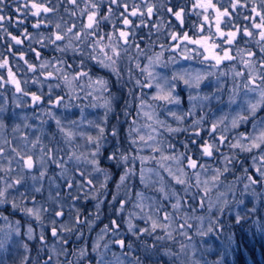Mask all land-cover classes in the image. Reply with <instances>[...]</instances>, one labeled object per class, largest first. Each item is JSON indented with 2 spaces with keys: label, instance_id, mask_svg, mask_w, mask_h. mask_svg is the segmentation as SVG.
<instances>
[{
  "label": "rangeland",
  "instance_id": "obj_1",
  "mask_svg": "<svg viewBox=\"0 0 264 264\" xmlns=\"http://www.w3.org/2000/svg\"><path fill=\"white\" fill-rule=\"evenodd\" d=\"M27 1L15 21L26 34L11 40L43 54L35 50L34 59L17 63L10 83L0 79V264H63L73 229L85 223V204L92 202L87 210L94 218L109 180L99 164L109 144V84L80 68L68 71L63 59L80 48L64 31L75 30L78 4L87 9L89 29L97 4L90 12L89 0H65L70 11L61 19L55 3ZM106 1L108 12L113 3L124 8L121 26L105 40L110 50L96 56L100 67L113 70L111 40L118 46L129 38V16L151 17L143 4L153 2ZM190 18L199 29L192 42L178 39L168 56L158 50L144 63L143 80L137 76L138 118H131L130 138L141 188L126 226L130 233L155 232L176 253L189 245V256L199 254L192 264H209L221 253L213 246L228 242L217 239L224 227L264 212V0H194ZM0 32H7L1 7ZM219 32H231L233 42L223 38L212 53L201 37ZM115 220L111 233L103 227L92 241L97 264H130L112 250L121 238Z\"/></svg>",
  "mask_w": 264,
  "mask_h": 264
},
{
  "label": "trees",
  "instance_id": "obj_2",
  "mask_svg": "<svg viewBox=\"0 0 264 264\" xmlns=\"http://www.w3.org/2000/svg\"><path fill=\"white\" fill-rule=\"evenodd\" d=\"M42 1L44 2V0ZM151 1L153 2L152 6L151 2L143 4L148 8L146 12L150 13L151 17H147V14L144 13L136 16V18L129 16L131 20L129 38L118 46L116 42L111 40L112 51L116 52L113 70L100 67L96 56H101L102 52L107 53L109 48L105 40L107 41L109 34L117 31L118 25L121 26V14L124 8L113 3L110 5L111 12H108L109 2L106 0L99 1L100 3L98 0L88 1L87 6L91 8L89 11H95L93 6L97 4L96 8L99 12L98 16L90 22L92 26L90 29L87 27V20H85L88 13L85 10L87 9L80 2L78 14L73 17L76 20L75 30L70 32L68 29L64 30L66 34L72 35L74 38L72 40L80 42V48L71 53H66L67 58L62 57L65 56L63 53L54 52L56 57H62L65 60L68 71H76L80 68L82 69L80 71L86 75L105 77L109 84L107 97L111 106V112H109L106 123V135L109 144L104 148L99 158V164L109 174V180L104 187L102 196H100L103 201L94 218L92 214H88L87 210L91 208L92 202L85 204L83 212L85 223L84 225L79 224L73 229L70 243L66 248L68 258L62 260L63 264H97L100 252L92 249V241L103 227H108L111 233L113 228L109 225L116 221L115 219H117L115 232H119L121 238L115 240L112 250L120 254L130 264H192V259L195 260L196 258L195 255L199 256L196 252L189 256L187 252L190 249L189 245H184L181 248L182 253L181 251L176 253L178 249L160 242L155 232L130 233L126 226L127 214L132 212L131 208L136 198L135 195L141 188L138 152L130 138V127L132 126V119L134 120L132 117L138 118L135 113L138 93L140 92L136 87L137 76L142 79L144 63L155 52L164 49L168 56V47L178 39L180 41L179 36L183 35L184 37V33L187 32L188 36L192 37L199 32L198 23L194 21V24L190 18L194 0ZM26 2L28 1L26 0ZM20 3H22L21 0H0V7L3 10L7 25V32L4 34L0 32V48L2 49V51L0 50V70H3L0 79H6L9 83L10 79L12 80L15 78L14 76H17L16 70H14L17 63H24V61L27 63L28 58L34 59L33 52L35 50L38 51V54H43L41 47L24 49L23 46L20 50L14 44L20 34L22 36L26 34L23 31L24 25L16 26L15 24L17 18L22 16ZM46 3L50 5L55 3V7L60 6L55 9L54 14L59 18L64 14L61 19H67L70 10L67 11L65 0H47ZM152 9L160 12L151 15ZM174 12H178V15L174 16ZM109 14L114 18L111 22L107 18ZM70 21L71 19H69ZM17 28L21 29L18 32L19 35H17ZM96 37H99L97 43ZM13 38H16L15 42L11 40ZM24 42L26 43L25 37ZM70 44L72 45V42ZM10 88L13 87L10 86ZM168 135L172 140L176 137V141L182 137V135L172 137L174 135L170 133ZM98 200L96 201L98 202ZM263 213L262 209H258L255 214L249 216L251 218L248 217L239 223L231 224L227 228L224 227V234L217 239L225 240V242L228 240V242L224 245L222 242L213 246L215 248L221 247L218 251L221 252L219 254H222V257L218 260L219 254L216 252L210 259H207L209 260L207 263L213 264L212 262L216 261V264H264ZM88 215L90 217L89 222L86 221L89 218ZM139 229V227L136 228L137 231ZM109 238L108 236L107 239ZM174 249L175 252H173ZM46 252L45 249L41 251L40 260L44 258ZM36 264L41 263L37 262Z\"/></svg>",
  "mask_w": 264,
  "mask_h": 264
},
{
  "label": "flooded vegetation",
  "instance_id": "obj_3",
  "mask_svg": "<svg viewBox=\"0 0 264 264\" xmlns=\"http://www.w3.org/2000/svg\"><path fill=\"white\" fill-rule=\"evenodd\" d=\"M261 19V20H260ZM258 22H259V24L260 25H262L263 24V22H262V18L259 16L258 17ZM264 20V19H263ZM182 21V19L180 20V22ZM259 25V26H260ZM217 32L218 31V29H216V30H214V32ZM254 31L255 32H259V28H255L254 29ZM219 34H220V37H217L216 35L215 36H213L212 34H207V35H204V36H202L201 37V40H202V43H207L208 44V47H209V49H210V51L212 52V53H214V51L216 50V48H219L220 46H221V44L220 43H218V42H222L223 41V38L225 39L226 37H227V39H228V41L229 42H233V40H231V39H229L231 36H233L232 34H231V32H229L228 33V35L226 36L225 35V33L223 32V33H221V32H219ZM188 36V34H187V32H186V34L184 33V37H183V35H182V37H181V39H180V42H182V43H189V42H192V37H187ZM242 42V40H240V41H237L236 43L237 44H240ZM223 46H224V44H223ZM225 47V46H224ZM17 109V108H16ZM19 109V108H18Z\"/></svg>",
  "mask_w": 264,
  "mask_h": 264
}]
</instances>
